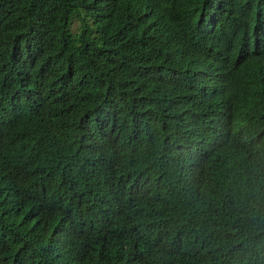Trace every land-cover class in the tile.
I'll use <instances>...</instances> for the list:
<instances>
[{"label": "trees", "instance_id": "1", "mask_svg": "<svg viewBox=\"0 0 264 264\" xmlns=\"http://www.w3.org/2000/svg\"><path fill=\"white\" fill-rule=\"evenodd\" d=\"M0 264H264V0H0Z\"/></svg>", "mask_w": 264, "mask_h": 264}, {"label": "bare ground", "instance_id": "2", "mask_svg": "<svg viewBox=\"0 0 264 264\" xmlns=\"http://www.w3.org/2000/svg\"><path fill=\"white\" fill-rule=\"evenodd\" d=\"M140 30V29H139ZM179 49V48H178ZM178 53H179V51H178ZM257 69V68H256Z\"/></svg>", "mask_w": 264, "mask_h": 264}]
</instances>
